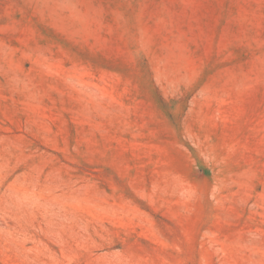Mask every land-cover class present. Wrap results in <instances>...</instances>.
Wrapping results in <instances>:
<instances>
[{
	"label": "rangeland",
	"instance_id": "rangeland-1",
	"mask_svg": "<svg viewBox=\"0 0 264 264\" xmlns=\"http://www.w3.org/2000/svg\"><path fill=\"white\" fill-rule=\"evenodd\" d=\"M0 264H264V0H0Z\"/></svg>",
	"mask_w": 264,
	"mask_h": 264
}]
</instances>
